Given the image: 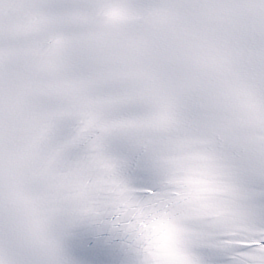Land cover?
Instances as JSON below:
<instances>
[{
    "label": "snow or ice",
    "instance_id": "1",
    "mask_svg": "<svg viewBox=\"0 0 264 264\" xmlns=\"http://www.w3.org/2000/svg\"><path fill=\"white\" fill-rule=\"evenodd\" d=\"M0 264H264V0H0Z\"/></svg>",
    "mask_w": 264,
    "mask_h": 264
}]
</instances>
